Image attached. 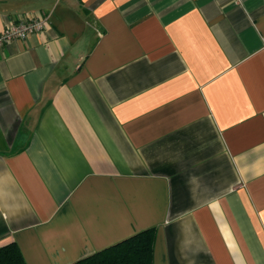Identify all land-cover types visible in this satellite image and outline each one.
I'll list each match as a JSON object with an SVG mask.
<instances>
[{
    "label": "crops",
    "instance_id": "1",
    "mask_svg": "<svg viewBox=\"0 0 264 264\" xmlns=\"http://www.w3.org/2000/svg\"><path fill=\"white\" fill-rule=\"evenodd\" d=\"M0 246L70 264L147 228L153 264H264V0H0Z\"/></svg>",
    "mask_w": 264,
    "mask_h": 264
},
{
    "label": "trees",
    "instance_id": "2",
    "mask_svg": "<svg viewBox=\"0 0 264 264\" xmlns=\"http://www.w3.org/2000/svg\"><path fill=\"white\" fill-rule=\"evenodd\" d=\"M156 231L147 228L70 264H153ZM0 264H26L16 243L0 246Z\"/></svg>",
    "mask_w": 264,
    "mask_h": 264
},
{
    "label": "built area",
    "instance_id": "3",
    "mask_svg": "<svg viewBox=\"0 0 264 264\" xmlns=\"http://www.w3.org/2000/svg\"><path fill=\"white\" fill-rule=\"evenodd\" d=\"M43 27V20L38 18H26L18 21L10 30L0 33V45L15 38H24L32 31H38Z\"/></svg>",
    "mask_w": 264,
    "mask_h": 264
}]
</instances>
